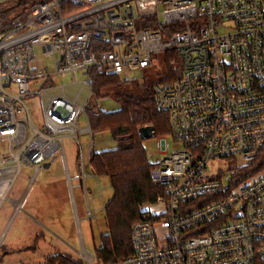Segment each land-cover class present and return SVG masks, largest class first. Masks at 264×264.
I'll return each mask as SVG.
<instances>
[{
  "label": "built area",
  "instance_id": "1",
  "mask_svg": "<svg viewBox=\"0 0 264 264\" xmlns=\"http://www.w3.org/2000/svg\"><path fill=\"white\" fill-rule=\"evenodd\" d=\"M161 62L168 79L153 91L169 133L152 137L150 177L164 197L143 206L131 254L109 264H254L264 259V0H47L0 21V207L22 165L37 172L65 138L91 133L94 74L134 79ZM65 75L83 106L51 80ZM32 96L45 97L42 125ZM220 163L229 168L214 171Z\"/></svg>",
  "mask_w": 264,
  "mask_h": 264
},
{
  "label": "rangeland",
  "instance_id": "2",
  "mask_svg": "<svg viewBox=\"0 0 264 264\" xmlns=\"http://www.w3.org/2000/svg\"><path fill=\"white\" fill-rule=\"evenodd\" d=\"M76 76L77 80H81L79 73ZM136 76L139 78L135 80L141 83L139 73ZM147 76L151 80L154 78L150 71L147 72ZM120 77L122 80L126 79L123 75ZM51 80L56 87L66 85L65 92L68 95L75 96L80 90V86L70 85L72 82L70 75H65L62 79L53 77ZM45 86V80H40L32 86L31 92ZM110 95L96 101L95 104L99 110L114 112L119 108ZM44 100L45 97L41 99L38 96H32L30 101L26 102L31 107V116L36 126L43 124L40 110ZM78 121L83 128L86 123L84 114ZM81 142L86 154L90 142L89 136L81 138ZM75 144L69 138L64 139L65 154L71 174H74L73 164L79 149ZM113 147L114 143L106 133L93 135V150ZM143 148L149 162H152L154 160L152 154L156 150L155 140L153 138L144 140ZM46 163H50V166L42 167L38 172L33 167L22 165L8 193V200L4 201L0 207V264H38L47 261L52 256L50 254L52 252L81 260L82 251L94 257L93 264H100L96 251L100 247V235L106 233L103 208L112 195L108 178L92 176L86 178L87 198L91 211L95 215L89 222L83 217L84 211L86 212L83 192L76 187L70 191L61 155L47 160ZM87 167L89 168V165ZM212 168L214 171L217 169L225 171L229 168V164L220 163L213 165ZM52 188L60 189L66 203L58 219L50 221L49 218L44 217V213L51 199ZM18 202H20V208L16 209ZM73 203L76 206V213ZM35 221H39L40 224ZM82 264L87 263L82 261Z\"/></svg>",
  "mask_w": 264,
  "mask_h": 264
},
{
  "label": "trees",
  "instance_id": "3",
  "mask_svg": "<svg viewBox=\"0 0 264 264\" xmlns=\"http://www.w3.org/2000/svg\"><path fill=\"white\" fill-rule=\"evenodd\" d=\"M44 1L47 0L0 1V21L7 20L32 3ZM149 71L154 78L151 80L147 71L141 76V83L135 80L139 77L122 80L116 74L92 76L95 99L86 107L88 121L94 134L106 133L114 143L110 149H92L88 157L92 175L108 178L112 191L111 198L103 208L106 233L100 235V247L96 251L102 264L124 259L131 254L130 230L136 222L146 218L142 213L143 206L156 204L164 197L163 187L150 177L151 162L138 131L151 126L156 136L169 133L167 113L157 109L153 91L156 83L168 79L166 62ZM109 94L119 108L114 112L96 108L95 100L105 99ZM261 165L254 169L258 170ZM46 264L79 263L68 255L57 253L50 256ZM254 264H264V259H257Z\"/></svg>",
  "mask_w": 264,
  "mask_h": 264
},
{
  "label": "crops",
  "instance_id": "4",
  "mask_svg": "<svg viewBox=\"0 0 264 264\" xmlns=\"http://www.w3.org/2000/svg\"><path fill=\"white\" fill-rule=\"evenodd\" d=\"M80 77H82L81 74H80ZM65 91H64V94H65V97L67 99H69V100H75L76 103L78 105H80V106H83L85 104V92H83L78 99H75L74 96H71V95L66 94ZM52 95L57 96V95H61V93L58 90H55V93L53 92ZM84 117H85V120H86L85 114H84ZM87 119H88V116H87ZM85 126H87V121L85 123ZM89 127H90V124H89ZM90 130H91V127H90ZM93 135H94V133L91 130V133H86V134H84L81 137V138H83L84 136H87V137L89 136V138H90V142H89L88 150L86 151V154L84 152L85 149H84V146L82 145L81 139H80V143H76L77 145L75 144V146H77V149L79 148L80 150L79 149L77 150V155H76V158H75V163L73 164V173L74 174H71V171L69 169V166H68V163H67L66 154H65V148H64L63 153H59V156L61 155L62 160H63L64 168H65V171H66L67 183L69 185L70 191H73V189L76 187V188L80 189L81 192H83L84 199H85V205H86V212L84 211L83 217L87 221H89V222H90V220L92 218L95 217V215L93 214V212L91 211V208L89 206V202H88V198H87L88 188L86 187L85 183H86L87 176L94 177L92 175V172L90 170V167L89 168L87 167L88 164H89L88 163V157H89L90 151L93 149ZM63 145H64V143H63ZM53 158H57V155L55 157H53ZM43 165H42V167H43ZM82 169H83V171H81ZM74 181L76 182V184H72ZM52 189L53 190L51 191V199H49L48 205L46 206L45 213H44V217L45 218H49L50 221H53L55 219H58V217L60 216V213L62 211H64V206H65V203H66V199L61 196L60 189L59 188H52ZM72 198L74 200V197H72ZM18 208H20V202H18V205H16V209H18ZM73 209H74V212L76 213V206H75L74 203H73ZM75 217H77V216L75 215ZM35 222L37 224H40L39 221H35ZM54 253L55 252H52L50 254L51 255H54ZM85 254H87V253H85L84 251H82V253H81V260H75V261H77L79 264L80 263L82 264V261H84L83 256Z\"/></svg>",
  "mask_w": 264,
  "mask_h": 264
},
{
  "label": "water",
  "instance_id": "5",
  "mask_svg": "<svg viewBox=\"0 0 264 264\" xmlns=\"http://www.w3.org/2000/svg\"><path fill=\"white\" fill-rule=\"evenodd\" d=\"M139 137L142 141L151 139L154 135V130L151 126H147L144 128H141L139 131ZM50 166V163H46L43 165L44 168H48Z\"/></svg>",
  "mask_w": 264,
  "mask_h": 264
},
{
  "label": "bare ground",
  "instance_id": "6",
  "mask_svg": "<svg viewBox=\"0 0 264 264\" xmlns=\"http://www.w3.org/2000/svg\"><path fill=\"white\" fill-rule=\"evenodd\" d=\"M30 6V5H29ZM115 86V85H114ZM114 86H112V87H114Z\"/></svg>",
  "mask_w": 264,
  "mask_h": 264
}]
</instances>
